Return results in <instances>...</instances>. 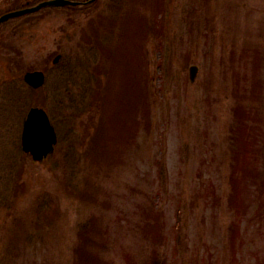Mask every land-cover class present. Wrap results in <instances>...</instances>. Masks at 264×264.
Segmentation results:
<instances>
[{
  "label": "rangeland",
  "instance_id": "1",
  "mask_svg": "<svg viewBox=\"0 0 264 264\" xmlns=\"http://www.w3.org/2000/svg\"><path fill=\"white\" fill-rule=\"evenodd\" d=\"M77 1L0 25V264H264V0Z\"/></svg>",
  "mask_w": 264,
  "mask_h": 264
},
{
  "label": "water",
  "instance_id": "2",
  "mask_svg": "<svg viewBox=\"0 0 264 264\" xmlns=\"http://www.w3.org/2000/svg\"><path fill=\"white\" fill-rule=\"evenodd\" d=\"M78 3L79 2L73 0H45L32 7L3 14L0 16V23L11 16L34 11L45 5ZM196 71L197 66H192V78L195 77ZM25 79L32 86L40 87L45 82V73L42 70L28 71L25 74ZM22 142L24 150L31 151L34 158L38 160H42L45 156L54 151V146L57 143V133L50 121L49 115L43 107L35 106L29 110L24 123Z\"/></svg>",
  "mask_w": 264,
  "mask_h": 264
}]
</instances>
